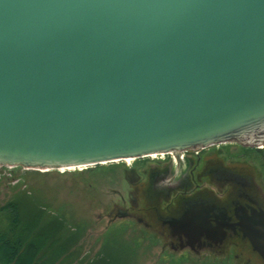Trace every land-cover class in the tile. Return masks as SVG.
Returning <instances> with one entry per match:
<instances>
[{
	"label": "water",
	"instance_id": "1",
	"mask_svg": "<svg viewBox=\"0 0 264 264\" xmlns=\"http://www.w3.org/2000/svg\"><path fill=\"white\" fill-rule=\"evenodd\" d=\"M230 141L264 143V0H0V165ZM232 172L233 227L264 262V192Z\"/></svg>",
	"mask_w": 264,
	"mask_h": 264
},
{
	"label": "rangeland",
	"instance_id": "2",
	"mask_svg": "<svg viewBox=\"0 0 264 264\" xmlns=\"http://www.w3.org/2000/svg\"><path fill=\"white\" fill-rule=\"evenodd\" d=\"M255 146H261L264 151V143L244 146L236 141L220 143L218 148H221L220 154L228 155L226 162H244L245 171L251 172L264 192V158L257 154ZM164 158H167L166 153L82 168L0 165V207L10 199L24 196L26 191L44 208L46 218L53 216L63 222L62 232L67 239L72 238L53 264H89L100 257L108 236L135 248L133 254L127 253L126 264H245L243 259L232 255V251L222 255L208 250L171 252L158 234L133 219L113 213L118 193L126 195L123 188L128 184L121 167L138 160ZM5 215L0 211L1 227L6 225Z\"/></svg>",
	"mask_w": 264,
	"mask_h": 264
},
{
	"label": "flooded vegetation",
	"instance_id": "3",
	"mask_svg": "<svg viewBox=\"0 0 264 264\" xmlns=\"http://www.w3.org/2000/svg\"><path fill=\"white\" fill-rule=\"evenodd\" d=\"M219 144L175 150L166 159L122 166L127 196L118 193L113 213L158 234L171 252L208 250L222 255L232 251L245 264H264L233 227L235 206L245 205V181L235 182L238 176L232 171L244 175L245 163L226 162L227 154H220ZM187 235H200L203 243H192L199 251L189 247Z\"/></svg>",
	"mask_w": 264,
	"mask_h": 264
},
{
	"label": "trees",
	"instance_id": "4",
	"mask_svg": "<svg viewBox=\"0 0 264 264\" xmlns=\"http://www.w3.org/2000/svg\"><path fill=\"white\" fill-rule=\"evenodd\" d=\"M255 151L264 158L261 147ZM97 163L94 165H99ZM24 196L6 201L0 211L6 213L0 226V261L9 264H53L69 244L62 229L65 225L56 217L46 218V211L26 191ZM48 215V214H47ZM135 248L116 237H106L99 258L89 264H126L127 253Z\"/></svg>",
	"mask_w": 264,
	"mask_h": 264
},
{
	"label": "bare ground",
	"instance_id": "5",
	"mask_svg": "<svg viewBox=\"0 0 264 264\" xmlns=\"http://www.w3.org/2000/svg\"><path fill=\"white\" fill-rule=\"evenodd\" d=\"M154 154V153H153ZM131 158H125L124 160H127V161H129ZM61 168H73V167H61ZM75 168H81L80 166L79 167H75Z\"/></svg>",
	"mask_w": 264,
	"mask_h": 264
},
{
	"label": "built area",
	"instance_id": "6",
	"mask_svg": "<svg viewBox=\"0 0 264 264\" xmlns=\"http://www.w3.org/2000/svg\"><path fill=\"white\" fill-rule=\"evenodd\" d=\"M157 155H163V153H157V154H150V156H157Z\"/></svg>",
	"mask_w": 264,
	"mask_h": 264
}]
</instances>
